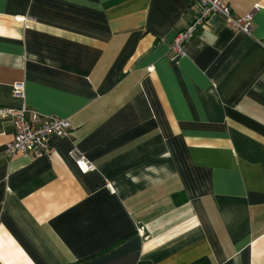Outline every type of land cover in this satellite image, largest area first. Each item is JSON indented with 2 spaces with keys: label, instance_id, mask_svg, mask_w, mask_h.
<instances>
[{
  "label": "crops",
  "instance_id": "1",
  "mask_svg": "<svg viewBox=\"0 0 264 264\" xmlns=\"http://www.w3.org/2000/svg\"><path fill=\"white\" fill-rule=\"evenodd\" d=\"M228 2L251 33L174 56L192 0H0V108L71 124L9 157L0 116V264H264V0Z\"/></svg>",
  "mask_w": 264,
  "mask_h": 264
},
{
  "label": "built area",
  "instance_id": "2",
  "mask_svg": "<svg viewBox=\"0 0 264 264\" xmlns=\"http://www.w3.org/2000/svg\"><path fill=\"white\" fill-rule=\"evenodd\" d=\"M197 5V12L193 19L173 38L171 51L178 56L183 51L185 43L189 42L202 28L213 14L222 16L235 33L250 34L252 19L258 5L243 16H234L228 0H192ZM23 84L16 83L13 95L23 98ZM0 116L9 117L13 123L14 132L11 141L6 145L4 153L11 157L17 153H29L34 157L46 155L50 151L52 137L63 138L69 136L70 121L55 115H43L31 110L22 100L14 108H0ZM68 156L82 173L94 169L92 162L86 158L75 146L68 150Z\"/></svg>",
  "mask_w": 264,
  "mask_h": 264
},
{
  "label": "trees",
  "instance_id": "3",
  "mask_svg": "<svg viewBox=\"0 0 264 264\" xmlns=\"http://www.w3.org/2000/svg\"><path fill=\"white\" fill-rule=\"evenodd\" d=\"M192 264H209L206 258L200 259Z\"/></svg>",
  "mask_w": 264,
  "mask_h": 264
}]
</instances>
